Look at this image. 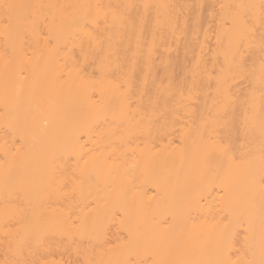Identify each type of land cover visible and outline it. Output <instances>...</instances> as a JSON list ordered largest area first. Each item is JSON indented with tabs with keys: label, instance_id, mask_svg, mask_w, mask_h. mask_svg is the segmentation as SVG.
Here are the masks:
<instances>
[{
	"label": "bare ground",
	"instance_id": "6f19581e",
	"mask_svg": "<svg viewBox=\"0 0 264 264\" xmlns=\"http://www.w3.org/2000/svg\"><path fill=\"white\" fill-rule=\"evenodd\" d=\"M82 3L123 15L100 25L102 44L71 26L46 41L47 21L40 35L5 32L4 4ZM259 3L0 0V261L22 238L39 264L146 260L163 238L196 259L258 262L264 29L229 49L234 9L220 6ZM226 52L245 66L227 100L212 79Z\"/></svg>",
	"mask_w": 264,
	"mask_h": 264
},
{
	"label": "snow or ice",
	"instance_id": "6c2138e0",
	"mask_svg": "<svg viewBox=\"0 0 264 264\" xmlns=\"http://www.w3.org/2000/svg\"><path fill=\"white\" fill-rule=\"evenodd\" d=\"M4 9L7 10L6 20L4 21L5 32L18 33L21 30L30 29L33 34L40 35V25L47 21L46 41L58 39L66 27H74L77 34L84 33L87 36L89 44L96 41L97 44H102L101 40L97 39V33L100 31V25L108 26L111 20L114 26L118 20H123V15L118 9L112 6L102 4H4ZM221 9L225 7L233 8L234 12L229 19L222 20V25H227L223 39L228 42L229 49H238L246 43H250L256 32V26L259 25L264 29V0H260L259 5L256 4H238V5H221ZM48 12L45 14L44 10ZM259 46L264 51V31L260 32ZM81 52H84L83 44ZM94 53L93 49L85 54ZM111 51L109 50L104 62H109L111 59ZM226 66L221 68L218 75L212 79L216 81V91L227 100L230 97V85L228 84L231 76L229 74L243 73L245 66L242 62L236 60L233 54L229 59L228 52L225 53ZM7 72V63H6ZM22 79H27L23 69L19 73ZM196 85H194L195 87ZM12 87V81L6 76L5 79V101L7 104L9 90ZM262 106H264V58L261 60V76L259 80ZM7 107L5 111L0 113L6 121L8 120ZM262 140L260 150V259L259 261H241L240 264H264V121H262ZM7 143V142H6ZM7 152V147H5ZM214 151L222 154L226 160L235 162L236 157L231 155V146L228 144H215ZM207 162V157L204 158ZM50 183L55 185L56 176L52 175L48 178ZM146 260L125 259L122 261H110L109 264H235L230 260L223 261H207L196 259L193 254L182 245H172L167 243L163 238H153L145 245ZM26 252L31 254V249L28 246L27 238L18 240L16 248L10 259L0 261V264H39L26 256ZM46 264V262H44ZM86 264H94L93 261H87Z\"/></svg>",
	"mask_w": 264,
	"mask_h": 264
}]
</instances>
